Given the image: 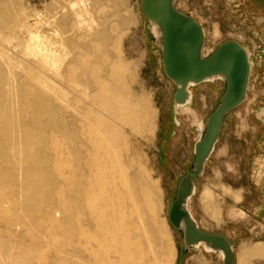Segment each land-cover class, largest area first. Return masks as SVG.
<instances>
[{"label":"rangeland","instance_id":"374dc122","mask_svg":"<svg viewBox=\"0 0 264 264\" xmlns=\"http://www.w3.org/2000/svg\"><path fill=\"white\" fill-rule=\"evenodd\" d=\"M16 3L28 13H38L42 20L60 4L71 7L72 11L83 10L80 23H84L80 24L79 35L93 46L86 61L102 64L97 77L103 90L96 91L101 103L93 109L95 140L100 147L98 157L111 162L115 171L122 170L125 175L142 172L146 182L154 186L156 193L150 214L158 223L159 260L163 264H221L218 253H206L203 246L184 251L182 232L172 228L168 212L179 180L192 167L194 144L201 138L207 117L224 93V81L213 79L192 88L190 104L173 108L176 88L163 73L155 28L142 17L139 0H16ZM259 3L260 11H253L248 0H175L177 10L201 23L206 39L204 56H209L224 42L236 41L244 46L250 58L246 101L225 118L216 150L197 180L195 194L188 204L201 230L231 235L235 264H264L263 258H251L252 255L244 252L253 245L258 247L256 244L264 248V232L253 238L246 232L253 220L250 207L262 205L264 199V195L255 192L251 182L260 170L264 173V115L261 114L264 110V0ZM124 19L129 23L122 27ZM102 27L110 41L99 56L95 41L87 35ZM43 28L52 38V27ZM70 58L68 55L63 62L57 61V65L62 63L63 67ZM66 91V98L75 109L88 102L74 100L79 87H69ZM132 108L139 114L136 127L130 119ZM225 188L240 197L239 189L250 191L240 205V208L248 207L246 222L226 223L228 211L234 205ZM205 193H210L213 205L219 207L220 221L214 222V217H211L213 221L206 214L210 205L205 207L208 202ZM21 199L17 185L1 183L0 200L4 202H0V261L10 254V248L12 255L21 257V262L22 258L32 256L31 264H69L71 261L64 259L70 245L62 216H56L54 221L36 216L29 221L27 210L17 205ZM261 217L264 220V211ZM73 240L75 246L76 240ZM72 263L78 264L76 259Z\"/></svg>","mask_w":264,"mask_h":264},{"label":"bare ground","instance_id":"6f19581e","mask_svg":"<svg viewBox=\"0 0 264 264\" xmlns=\"http://www.w3.org/2000/svg\"><path fill=\"white\" fill-rule=\"evenodd\" d=\"M70 8L57 5L42 20L16 0H0V185H17L22 199L15 204L27 210L29 221L62 216L70 245L64 259L69 264L75 259L78 264H163L158 223L150 214L154 186L142 172L125 175L98 157L93 109L101 103L96 91L103 90L97 77L102 64L86 61L93 46L79 35L83 10ZM16 10L19 13L13 14ZM128 23L124 19L121 26ZM46 25L53 29L52 38L44 31ZM104 29L87 35L99 56L110 41ZM68 55V63L58 66ZM69 87H79L77 103L88 100L79 110L66 98ZM138 115L130 110L135 127ZM225 189L240 202L238 193ZM205 194V207L210 205L206 214L216 222L221 211L212 195ZM257 245L243 251L264 259V248ZM11 252L3 262L1 258L2 264H31L32 256L21 262ZM218 255L222 260V253Z\"/></svg>","mask_w":264,"mask_h":264},{"label":"water","instance_id":"95a60500","mask_svg":"<svg viewBox=\"0 0 264 264\" xmlns=\"http://www.w3.org/2000/svg\"><path fill=\"white\" fill-rule=\"evenodd\" d=\"M139 5L144 20L155 28L163 73L176 88L173 108L191 102L192 87L213 79L225 83L219 103L207 117L201 138L194 144L192 167L177 184L168 221L174 230L182 232L184 251L203 246L213 253H222L221 264H235L231 241L223 234L201 230L188 204L220 140L225 118L246 101L251 76L248 52L240 43L227 41L204 56L206 39L202 25L177 10L175 0H139Z\"/></svg>","mask_w":264,"mask_h":264},{"label":"crops","instance_id":"0c3cea01","mask_svg":"<svg viewBox=\"0 0 264 264\" xmlns=\"http://www.w3.org/2000/svg\"><path fill=\"white\" fill-rule=\"evenodd\" d=\"M248 1L252 2L251 6H252V10L253 11H255V10L256 11H260L259 0H248ZM192 88H194V87H192ZM191 94H192V92H191ZM215 150H216V148H215ZM215 150H214V152H215ZM214 152H213V154H214ZM213 154L211 155V157L213 156ZM211 157H210V159H211ZM210 159L208 160V162L210 161ZM208 162L206 163V166H207ZM206 166H205V168H206ZM251 182L253 184L252 187L255 190V192L260 194V195H264V173H263V171L260 170V172H258V175L254 177V181H251ZM231 189H233V188H231ZM238 191L241 192V201L240 202L236 203L231 197H228L230 200H232L234 206H233V208H231L228 211V216H227V219H226L227 220V222H226L227 224L246 222L248 220V215H247V213H249L248 212L249 210L247 209L248 207L245 206V208L244 207L240 208V205L243 203V198H245V196L247 194H250V191H246L243 188L239 189ZM250 210H251L250 213H252V216H253V220L251 222L252 224H249V227H251V228H246V232H247V236L248 237L253 238V237H256V235L258 236L260 234H263V232H264V231H262L264 229H261V227L264 225V220L261 217L262 212L264 211V199H263L262 205H261V203L252 205L250 207ZM236 211H239L240 214L243 215L244 217L241 218L237 214ZM223 235H225L230 241H232L231 235L226 234V233L223 234Z\"/></svg>","mask_w":264,"mask_h":264}]
</instances>
